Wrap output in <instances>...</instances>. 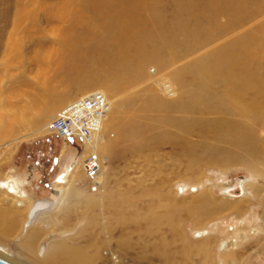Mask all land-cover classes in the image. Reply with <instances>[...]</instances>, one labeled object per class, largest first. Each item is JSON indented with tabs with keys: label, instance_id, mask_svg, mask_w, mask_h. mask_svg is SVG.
<instances>
[{
	"label": "rangeland",
	"instance_id": "374dc122",
	"mask_svg": "<svg viewBox=\"0 0 264 264\" xmlns=\"http://www.w3.org/2000/svg\"><path fill=\"white\" fill-rule=\"evenodd\" d=\"M134 4L137 33H151L146 49L137 51L139 39L116 37L121 29L114 23ZM78 47L92 69L81 85L70 54ZM222 56L239 59L237 72L257 73L260 86L250 88L249 99L227 90L231 66L222 74L201 73L202 67L220 68ZM123 57L127 67L99 68L112 59L118 66ZM95 92L113 108L93 131L105 137L97 153L109 181L103 200L88 191L81 166L91 152L79 140L42 132L70 104ZM261 111L264 0H0V182L16 181L28 198L17 209L22 201L0 191V209L18 222L14 234L0 238V257L37 264L66 241L84 251L82 264H114L104 255L109 249L129 264H164L154 252L157 240L165 238L169 249L181 252L177 234L195 244L194 232L204 227L214 230L211 248L186 262L219 264V243L232 241L233 228H264ZM73 161L80 167L54 196L57 179ZM244 181L257 194H243ZM199 185L207 197L201 201L192 191ZM39 200L52 207L25 229L28 208ZM181 200L192 216L168 215L169 201ZM203 211L211 213L204 221L194 215ZM2 217L0 211V225ZM236 252V264H264V231Z\"/></svg>",
	"mask_w": 264,
	"mask_h": 264
},
{
	"label": "bare ground",
	"instance_id": "6f19581e",
	"mask_svg": "<svg viewBox=\"0 0 264 264\" xmlns=\"http://www.w3.org/2000/svg\"><path fill=\"white\" fill-rule=\"evenodd\" d=\"M144 2H145V0H144ZM132 8L133 9L131 11H129V12L127 11V12L121 13V14H119L118 17H116L115 22H114L115 23V27L118 28V29H121V32H119L120 33L119 35H115V36L116 37L120 36V39H123V37H125V34L130 33L131 36L133 35L134 37H137L139 39L138 44L135 46V49H136L135 51L144 50V49H146V44L145 43H147L148 41L151 40V33L147 32L146 35H141V33H137L138 31H136L137 30L136 19L134 18V15H133V11L135 10L136 5L134 4V6ZM79 44L80 43H78V45ZM79 47L74 49V50H72V51H70L71 52L70 54L74 55V60H73V63H74L73 65L74 66H73V69H74V74H75V81L78 84L86 83V82L89 81L87 79V76L90 73L89 70L91 69L90 68L91 64L88 65L87 63H84L85 61L83 62L82 60H80L79 56L81 55L82 51L79 49ZM75 56H76V58H75ZM220 59L222 61L220 64H219L218 60H216V64H217V66L219 64L220 68L216 67V65H215V70H210V66L209 67H202L203 71L201 73L204 74V72H206V73H211V74L214 75L213 72L216 73L218 71L220 74H222V68L224 69V67L226 65L227 66H231L230 67L231 68L230 69L231 72H229V73H232L234 75L231 78H227V77H224V76L223 77L226 78V79H229L230 83L227 85V87H228L227 90L232 92V94L234 95L235 99L245 98L246 95L248 93H250V88L254 87L256 89V88H258L260 86V83L258 82L259 79L256 76L257 73L255 74V71H254V73L246 71L247 72L246 73L244 71L237 72V71L234 70L236 68V66H238L240 64V61H239L238 58H236V56H234V57L233 56H231V57L222 56V57H220ZM119 60H121L122 62L121 63L118 62V66L113 62V59H112L111 62H109V64H105V65H104V63L100 64L99 68L102 67L105 70H108V71L111 72V70L113 68L119 67L122 64H123L122 67H127V66L124 65V61L127 60L126 57H123L122 59H119ZM213 61L214 60L212 59L210 65L212 64ZM94 73H95V71H94ZM223 73L225 75L226 72H223ZM102 83H103V81H102ZM253 93H254L253 95L256 94L254 91H253ZM246 98L249 99V96H247ZM256 98L257 97H254V99H256ZM254 99H252V100H254ZM107 103H108L107 104V109L104 106L103 107L104 113L98 115V116H100L98 119H99V123H101V124H102L103 116L104 115H108L113 110L111 103L108 102V101H107ZM254 105H253V107H254ZM63 106L64 105L60 104L55 111L59 112L63 108ZM255 106H257V105H255ZM261 107H263V106H261ZM251 109H253V108H251ZM256 109L257 108L255 107L253 110H256ZM89 112L94 115V118L97 117L96 113H93L94 111H89ZM261 112L264 113V111H261ZM58 116L59 115L54 117L53 120L49 121L45 125V127L42 129V132H47L48 135H52L53 133H51L52 131L50 130V124L54 120H56L58 118ZM101 134L92 132V137L91 136L85 137V142L83 144V147L85 148V150L90 151L91 155H89L83 161L81 166L83 167L85 177L89 181V186H88L89 190L88 191L91 194H95V193H99L100 192L99 198L103 200L104 199L103 190L106 187H108L109 181H106V176H105V170L107 169V167L104 168L103 162L101 161V159L97 155V153L99 152L98 151V145L101 142L103 143V141L105 140V137H103V135H101ZM89 157H96L97 164L99 165V171H98V174L93 179L94 181H90V178H89V176L87 174L86 164L88 163ZM77 166H78V163L76 161L75 162L73 161L71 163V166L67 169V171L63 175L59 176V178L56 181V184L59 187V189L58 190H53L52 194L54 196H58L59 195L60 188L62 186H64V184L66 185V183H68V181H69L68 178L70 176L71 177L73 176L72 175L73 170H75L77 168ZM78 167H80V165ZM245 182L246 181H244V182H242L240 184L243 194L246 192L245 190H247L248 194L249 193L257 194L258 190L255 187H252V190L249 189L248 186L246 187L247 184ZM93 188H96V189L93 190ZM203 188H204L203 185H199L198 187L193 188L194 190H192L194 193H196L197 196H199L198 197L199 201H201L202 199H206L207 198L203 194V191H204ZM181 190H183V193H184L185 190H187V188L185 190L184 189H181ZM201 190H202V192H201ZM0 191L4 192L5 196L8 197V198L16 197V198H18V199H20L22 201V202H16L15 203L17 209H24L25 208V204L24 203H25V201H27L28 198H27L26 193L21 191V189H20V187H19V185H18V183L16 181H14V180H6L5 181L4 180V182H0ZM225 191H227V190H225ZM199 192H201V194H199ZM210 197L211 196H209V198ZM7 204L8 203H6L4 205H7ZM26 206L28 207V205H26ZM185 206L186 205H185L183 200H181L179 202L169 201V210H170V212H168L169 213L168 215H170L171 217H174V218L175 217H181L182 218L183 216L184 217L192 216L191 214H188V211H187V213H185V209H186ZM51 207H52V204L50 202H48V201H44V200L35 201V203H33L32 206L30 208H28V213H27L28 215H27V221L25 223V229H28L29 227L32 226V224L34 223L35 219L37 218V216L41 212L48 211ZM235 207L237 208L238 206L236 205ZM239 208L242 209V207H239ZM0 211H1L2 215H3V217H2L3 220H2L1 225H0V238H1V237H6V236H9V235H12L14 233V231H15L16 226L18 225L17 224L18 222L15 219V217L12 216L11 212H9L6 208L4 209V211H2L1 209H0ZM208 211L209 212L211 211V213H212V210H210L209 208H208ZM208 211L199 212L200 215L195 212L194 215L200 217L199 219L204 221V220H206V219L211 217V213H209ZM18 212H20V211H18ZM93 224L94 223H92V225ZM195 225L199 226V223H196ZM197 226H195V228H198ZM239 227L240 226H238L236 230L234 228L231 230V232H232V241L219 243V246H218L219 247V252L221 253V255L223 257L222 261H220L221 263L219 262V264H236L237 263L236 259H237V256L239 255L238 252H236V251L239 248V246L242 243L246 242L247 240H250L252 238V235L253 236H259L264 231V228L262 229V231H261V228H254V229L251 230L250 233H247L246 231L241 230ZM198 229L199 230L194 232V234H193V236L195 238H197V240H198L195 244H191V243H187L186 244L184 239H183L184 233H178L177 234V236L182 239V240L181 239L180 240L184 243L182 245L183 250L181 252H175V251H172L173 249L172 250L169 249L167 247L168 240L165 239L164 237H163L164 239H161V241L157 240V244L154 243L155 244L154 245L155 246L154 252H155L156 256L158 257V259L163 261L164 264H177V261H180V260H182V264H187V262H186L187 260H191V258H195L197 255L198 256L199 255H205L207 253V250L209 248H211V246H212L211 243H212L213 239H212L211 236L213 235L212 233H213L214 230L213 229L212 230H210V229L207 230L204 227H200ZM60 232H61V234L64 237H69V236H67V231L65 229H62ZM158 239H160V238H158ZM31 240H35V236L34 237L31 236V239L29 241L30 243H31ZM0 241H2V240L0 239ZM30 243L28 244L27 248H25L29 254H31L32 248H33L32 244H30ZM69 243H66V241H65V244H62V245L59 244L60 245V246L58 245L59 247L55 246L53 251H52L53 253H49V252H48V254L46 253V255H47V256H45L46 258L42 257L41 259H38L37 260V262H38L37 264H56V262H59L60 264H82L81 262H78V260L79 259H83V257L86 258L85 254L83 253L84 251L83 252H82V250L79 251L76 248L73 249V247L70 246L71 243L70 244ZM43 253H44V251L41 250V254H43ZM83 254H84L83 257L79 256V255H83ZM177 254H178V256H177ZM104 255L106 257H108L107 259H110L111 261L115 262L114 264H121V263L122 264H126V263L129 264V262H130L127 259H121L119 256H117L115 254V252L112 249L107 250L106 253H104ZM228 255H230V256H228ZM70 256L76 258L77 262H75V263L73 262L72 263L70 261ZM227 256L231 257V258H227ZM184 260H185L186 263H184ZM66 262H68V263H66Z\"/></svg>",
	"mask_w": 264,
	"mask_h": 264
},
{
	"label": "built area",
	"instance_id": "2783aa9c",
	"mask_svg": "<svg viewBox=\"0 0 264 264\" xmlns=\"http://www.w3.org/2000/svg\"><path fill=\"white\" fill-rule=\"evenodd\" d=\"M107 104L106 98L99 92L75 101L50 124L52 135L69 143L79 140L84 144L85 137H92V132L96 131L100 117L98 115L104 113L103 107L105 106L107 109ZM89 111H94L93 113H96L97 117L94 118V115ZM86 169L90 181H94L93 179L99 171L96 157H89ZM95 189L93 188V190Z\"/></svg>",
	"mask_w": 264,
	"mask_h": 264
},
{
	"label": "water",
	"instance_id": "95a60500",
	"mask_svg": "<svg viewBox=\"0 0 264 264\" xmlns=\"http://www.w3.org/2000/svg\"><path fill=\"white\" fill-rule=\"evenodd\" d=\"M241 191L238 190V194H240ZM0 264H11L10 262L8 261H5L4 259L0 258Z\"/></svg>",
	"mask_w": 264,
	"mask_h": 264
},
{
	"label": "crops",
	"instance_id": "0c3cea01",
	"mask_svg": "<svg viewBox=\"0 0 264 264\" xmlns=\"http://www.w3.org/2000/svg\"><path fill=\"white\" fill-rule=\"evenodd\" d=\"M13 234H14V233H13ZM42 245H43V247H42ZM45 248H46V244H45V243L41 244V250L44 251ZM94 248H95V247H94ZM40 252H41V251H40ZM97 257H98V255H97ZM97 257H96V259H97Z\"/></svg>",
	"mask_w": 264,
	"mask_h": 264
}]
</instances>
